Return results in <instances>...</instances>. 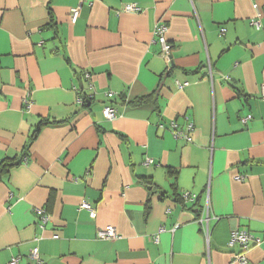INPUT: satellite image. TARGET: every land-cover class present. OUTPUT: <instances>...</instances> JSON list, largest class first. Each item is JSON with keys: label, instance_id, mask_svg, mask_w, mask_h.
<instances>
[{"label": "crops", "instance_id": "1", "mask_svg": "<svg viewBox=\"0 0 264 264\" xmlns=\"http://www.w3.org/2000/svg\"><path fill=\"white\" fill-rule=\"evenodd\" d=\"M253 1L0 0V163L17 162L0 174V264H236L238 230L258 241L246 264H264ZM107 225L117 239L96 238Z\"/></svg>", "mask_w": 264, "mask_h": 264}, {"label": "built area", "instance_id": "2", "mask_svg": "<svg viewBox=\"0 0 264 264\" xmlns=\"http://www.w3.org/2000/svg\"><path fill=\"white\" fill-rule=\"evenodd\" d=\"M83 1L84 0H79V5L82 4ZM252 7L255 11V16L250 20V25L258 30L262 28V25H261L262 13H261L260 7L258 3L256 2V0L253 1ZM77 9L78 8H75L72 10L71 12L72 19L76 18L77 16ZM138 11H139V8L135 4H126L121 9V12H124V13H137ZM223 31L224 30H221V33H223ZM165 32H166V27L164 25L159 24L155 26L154 34L156 36L157 42L161 45L162 51L166 55L169 53L171 46L166 41ZM260 95L262 99H264V84L261 86ZM112 96H113L112 93L106 94L107 98H111ZM24 102H25V105L29 107V102L27 100H25ZM102 114L104 118L107 120H113L116 117L115 109L109 105L103 108ZM249 118L250 116L245 117L244 119H242V122L245 123ZM175 136L179 137L180 134L177 132ZM149 163H151V160H146L144 165H148ZM242 178L243 177H237V180H242ZM182 198L185 201H188V200H192L194 196L189 193H185L182 195ZM79 208L83 210H87L91 213H94V209L87 202H82ZM35 212L38 215L41 225H44L48 221V217L45 214V212L42 209H36ZM207 231L208 229L205 228L204 232L206 234H207ZM118 237L119 235L116 231V228L112 225H107L103 228H100L96 232V238L99 240L112 241V240L117 239ZM157 240H158V237L156 236L154 241L156 242ZM254 242L257 243L258 241L253 240V238L245 230H238V231L231 233L228 246L229 247L238 246L240 249L239 252L234 254L232 257V260L234 261V263L236 264H246L247 263L245 255L247 251L249 250V248L251 247V244H253ZM29 258L34 263H41L37 248H33L31 250ZM18 263H19V258L13 257L10 259V261L7 264H18Z\"/></svg>", "mask_w": 264, "mask_h": 264}, {"label": "trees", "instance_id": "3", "mask_svg": "<svg viewBox=\"0 0 264 264\" xmlns=\"http://www.w3.org/2000/svg\"><path fill=\"white\" fill-rule=\"evenodd\" d=\"M83 99H85V98H83ZM45 124H46L45 121L41 122V124L39 125V127L37 128V130L31 136V139L29 140V142L25 146V150L28 149V144L35 139V135L38 133L40 127L43 126V125H45ZM16 163L17 162H14V160H7L5 162L4 161L1 162L0 163V174L2 172L6 171L8 168L14 166ZM144 183L146 184V187L148 188L149 192H151L154 189L153 184L150 181L145 180Z\"/></svg>", "mask_w": 264, "mask_h": 264}]
</instances>
